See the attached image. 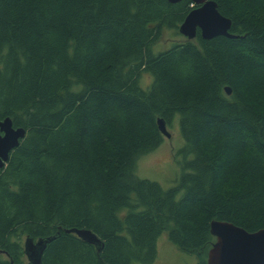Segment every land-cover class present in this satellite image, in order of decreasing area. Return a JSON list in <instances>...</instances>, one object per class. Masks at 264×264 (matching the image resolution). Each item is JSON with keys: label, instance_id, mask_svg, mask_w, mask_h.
I'll use <instances>...</instances> for the list:
<instances>
[{"label": "trees", "instance_id": "obj_1", "mask_svg": "<svg viewBox=\"0 0 264 264\" xmlns=\"http://www.w3.org/2000/svg\"><path fill=\"white\" fill-rule=\"evenodd\" d=\"M214 1L233 37L155 53L191 0H0V121L27 130L0 170V264L56 233L42 264H153L164 233L207 264L213 220L264 228V0ZM159 118L183 138L168 188L137 174Z\"/></svg>", "mask_w": 264, "mask_h": 264}, {"label": "water", "instance_id": "obj_2", "mask_svg": "<svg viewBox=\"0 0 264 264\" xmlns=\"http://www.w3.org/2000/svg\"><path fill=\"white\" fill-rule=\"evenodd\" d=\"M172 3L182 0H168ZM194 8L186 16L179 27V32L188 39H194L200 31L205 39L217 36L233 37L230 33L232 21L224 16L214 0H191ZM228 94L230 87L225 88ZM162 133L172 136L167 123L163 118L158 120ZM0 170L9 160L11 152L17 148L26 136L27 130L23 127H14L10 118L0 121ZM211 232L216 241L209 250L207 264H264V228L254 232L235 225L229 221L213 220ZM79 237L94 244L101 251L102 241L92 231L87 229H70ZM59 233L35 240L31 236L24 239V252L29 264H42L43 254L48 243L53 241Z\"/></svg>", "mask_w": 264, "mask_h": 264}, {"label": "rangeland", "instance_id": "obj_3", "mask_svg": "<svg viewBox=\"0 0 264 264\" xmlns=\"http://www.w3.org/2000/svg\"><path fill=\"white\" fill-rule=\"evenodd\" d=\"M184 36L173 31H167L154 44L153 51L159 53L170 48L175 42L184 40ZM142 83L149 84L151 76L145 74ZM179 120L176 118L169 127L172 136L165 137L162 144L154 151L138 159V176L159 182L164 188H168L175 183L179 174V165L175 153L183 145V138L179 128ZM159 254L153 264H195L194 256L178 251L169 241L164 233L158 240Z\"/></svg>", "mask_w": 264, "mask_h": 264}]
</instances>
